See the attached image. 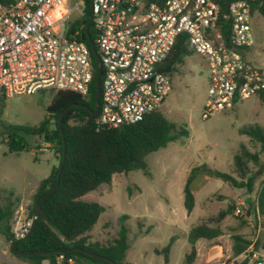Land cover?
Wrapping results in <instances>:
<instances>
[{
    "label": "built area",
    "instance_id": "obj_1",
    "mask_svg": "<svg viewBox=\"0 0 264 264\" xmlns=\"http://www.w3.org/2000/svg\"><path fill=\"white\" fill-rule=\"evenodd\" d=\"M66 1L0 0V100L44 90L87 95L93 77L90 54L86 43L75 37L88 32L100 61L97 129L129 126L159 109L170 91L161 70L180 35L207 63L203 120L264 92L263 73L244 53L253 44L246 0H90L91 27L81 22L80 5L71 8ZM221 3L227 5V16ZM73 10L79 12L74 22ZM220 15L230 21L227 36ZM243 207H236L234 215L244 216ZM253 212L257 236L260 216L256 207ZM22 213L19 207L15 241L23 239L31 225ZM255 242L250 241L244 256L250 264H264ZM41 264L77 263L60 252Z\"/></svg>",
    "mask_w": 264,
    "mask_h": 264
},
{
    "label": "rangeland",
    "instance_id": "obj_2",
    "mask_svg": "<svg viewBox=\"0 0 264 264\" xmlns=\"http://www.w3.org/2000/svg\"><path fill=\"white\" fill-rule=\"evenodd\" d=\"M65 4H67V1ZM84 10L81 0H69L68 5ZM79 19V12L73 10L71 21ZM252 46L244 50L247 60L264 75V13L255 10L250 14ZM208 67L200 55L188 49V55L181 64L166 76L170 91L160 105V112L178 126L185 125L189 135L169 143L146 158L149 176L141 171L115 175L110 183L97 188L82 197V200L96 202L105 211L89 233V239L106 245L115 235L114 223L123 215L127 222L132 242L127 251L126 260L132 264H184V258L190 251L189 230L205 223L208 219L224 213L232 204L233 212L219 222L223 235L212 240L198 242L197 260L193 264H234L231 257V239L233 232L240 233L249 241L256 239L254 249L264 253V217H260L259 233L256 236L254 212L251 203L264 179V155L259 152L258 144L244 131L259 126L264 129V95L251 96L236 104L232 109L218 113L203 120L202 111L207 100L209 88ZM54 92L44 90L31 95L16 96L0 103V205L9 193L11 200H18L10 221L11 232L16 227L19 207L24 210L39 182L48 177L58 160L48 144L39 142V146L19 153L8 152L6 131L10 126L37 127L45 118L46 108ZM31 141H36L32 138ZM251 153L259 154V163L263 172L254 182L251 193L244 188H234L228 182L209 177L207 170L229 174L233 173V156L240 146ZM204 166L191 185L194 207L188 214L184 207L183 187L188 173L195 167ZM250 173L258 169L248 165ZM129 189V192H127ZM244 204L245 215H234V209ZM249 217V218H248ZM143 221L144 231L149 232L137 238L136 221ZM244 221V225L240 226ZM0 223V264H32L29 260L19 259L11 252V243L3 232ZM170 238L173 243L169 254L163 252ZM211 251V252H210ZM242 257L236 261L241 262ZM82 264H91L82 261Z\"/></svg>",
    "mask_w": 264,
    "mask_h": 264
},
{
    "label": "trees",
    "instance_id": "obj_3",
    "mask_svg": "<svg viewBox=\"0 0 264 264\" xmlns=\"http://www.w3.org/2000/svg\"><path fill=\"white\" fill-rule=\"evenodd\" d=\"M7 1V0H5ZM151 3L162 4L164 0H147ZM228 2L229 0H217ZM250 4V14L255 10L264 13V0H246ZM84 15L81 22L89 23L90 0H84ZM221 17V29L224 36L229 34V23ZM91 27V23H89ZM71 33L67 34L69 38ZM76 40L85 42L92 65L93 77L89 86L88 94L81 96L70 91H53L50 104L46 108V115L37 127L10 126L6 131V140L3 141L10 153L28 151L38 145H29L28 138L34 135L40 136L41 142L48 144L50 150L55 152L58 166L53 167L48 177L39 182L30 197L26 207L25 219H32L34 209L44 194L54 185L58 173V167L62 162V170L57 187L48 195L41 205L40 213L36 219L35 227L31 234L12 245L15 240L12 237L10 221L13 217L18 200H11L12 193L5 196L3 201L8 200L5 205H0V223H3V232L11 243V252L19 259L29 260L32 264H41L44 260L53 261L55 256L64 252L66 256L73 257L75 261H89L91 264H109L106 261L84 255L74 249H82L101 257L112 260L115 264H132L127 262L126 254L130 249L132 237L127 222L129 217L120 216L114 225L116 231L114 237L106 245L90 241L89 233L98 221L99 216L105 209L96 202L82 200L86 194L95 191L102 185L110 183L115 175L127 174L132 171H141L149 176L146 158L169 143L180 138H187L189 132L185 125L178 126L168 120L159 109L146 115L141 121L115 129H97L94 123L96 116L90 112L95 110V77L97 67L92 57L89 42L92 41L90 32L80 33ZM188 45L185 35H180L172 52L165 63V68L170 72L175 66L182 63L183 58L188 55ZM264 92L259 96H263ZM2 100H0V103ZM76 105L86 106L89 111L81 109ZM71 106L63 115L60 128L58 117L64 109ZM244 134L254 140L259 146V152L264 155V129L253 126L244 131ZM64 150V156H63ZM252 164L258 170L250 173L248 165ZM233 173L237 179L229 174L207 170L209 177L218 178L228 182L234 188H244L251 193L255 180L263 172L259 163V154L251 153L243 145L233 156ZM204 166L195 167L188 173L183 187V199L186 212L189 214L194 207V197L191 185ZM129 192V189H127ZM253 209L256 207L260 217H264V179L260 181L255 201L251 203ZM233 212L230 204L224 213L217 217L208 219L205 223H199L192 227L188 233L190 251L184 258V264H193L197 256L195 244L199 240L212 241L223 235L219 222L226 215ZM244 225V221L241 222ZM137 231L132 234L137 238L149 232L150 227L144 231L143 221H136ZM231 239L232 259L242 257L241 262L234 264H250L245 255L250 241L244 235L233 232ZM173 243L170 238L163 252L169 254ZM16 252H47L46 255L18 256Z\"/></svg>",
    "mask_w": 264,
    "mask_h": 264
},
{
    "label": "water",
    "instance_id": "obj_4",
    "mask_svg": "<svg viewBox=\"0 0 264 264\" xmlns=\"http://www.w3.org/2000/svg\"><path fill=\"white\" fill-rule=\"evenodd\" d=\"M220 8H221V11H222L223 15L227 16L228 15L227 5L221 3L220 4ZM90 21H91V16L89 18V22ZM89 46H90V51H91L92 57L94 59L95 65L97 67V74H96V77H95V102H94L95 110L90 112V110L86 106H83V105H76V106L81 108V109H84L86 111H89L92 115L95 116L97 114V105H98V99H99V93H100V91H99L100 61H99V57H98V55L96 53L94 45L91 42H89ZM161 72H164V73L168 74V73H170V68L162 69ZM69 108H71V106H69L66 109H64L62 111V113L60 114V116L58 117V127H59V130H60L61 136H62V130L60 128V122H61V119H62L63 115L65 114V112ZM32 138H35L36 141H31ZM40 140H41L40 136L34 135V136L28 138V144L29 145H38ZM53 154L56 155L55 152H53ZM63 156H64V150H63ZM62 165H63V163L61 162L59 167H58V173H57V177H56V181H55L54 185L44 194V196L42 197V199L39 201V203L37 204L36 208L34 209L33 217L31 219V225H30L29 231L25 235V237L30 235L32 230L34 229L35 223H36V219L39 216L42 203L45 201V199L48 197V195L57 187L58 181H59V176H60V173H61V170H62ZM20 240H22V239H20ZM20 240H16L13 243L12 249H13L14 244L19 242ZM74 250L80 251L81 253H83L84 255L89 256V257L102 259V260L106 261L109 264H115L112 260H110V259H108L106 257H101V256H98V255H96L94 253H90V252H87V251L82 250V249H74ZM13 253H15L18 256H35V255H46L47 254V252H16L14 250H13ZM76 263L80 264L79 261H77Z\"/></svg>",
    "mask_w": 264,
    "mask_h": 264
},
{
    "label": "crops",
    "instance_id": "obj_5",
    "mask_svg": "<svg viewBox=\"0 0 264 264\" xmlns=\"http://www.w3.org/2000/svg\"><path fill=\"white\" fill-rule=\"evenodd\" d=\"M20 207H22V206H20ZM199 241H200V240H199ZM199 241H197L196 244H195L196 251H198L197 248H198V242H199ZM210 252H211V251H210ZM237 259H238V258L232 259V261L234 262V261H236ZM196 260H197V258H196Z\"/></svg>",
    "mask_w": 264,
    "mask_h": 264
},
{
    "label": "flooded vegetation",
    "instance_id": "obj_6",
    "mask_svg": "<svg viewBox=\"0 0 264 264\" xmlns=\"http://www.w3.org/2000/svg\"><path fill=\"white\" fill-rule=\"evenodd\" d=\"M167 69V68H166Z\"/></svg>",
    "mask_w": 264,
    "mask_h": 264
}]
</instances>
